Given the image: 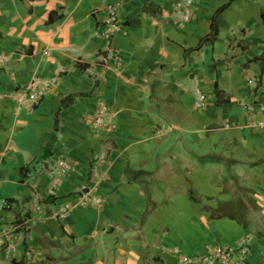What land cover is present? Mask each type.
I'll use <instances>...</instances> for the list:
<instances>
[{"label": "crops", "instance_id": "crops-1", "mask_svg": "<svg viewBox=\"0 0 264 264\" xmlns=\"http://www.w3.org/2000/svg\"><path fill=\"white\" fill-rule=\"evenodd\" d=\"M185 1L0 0V228L17 236L0 264H178L174 247L242 242L241 264H264V116L242 106L264 103V0H192L188 22ZM32 78L55 84L19 102ZM83 191L103 202L58 218Z\"/></svg>", "mask_w": 264, "mask_h": 264}, {"label": "built area", "instance_id": "built-area-1", "mask_svg": "<svg viewBox=\"0 0 264 264\" xmlns=\"http://www.w3.org/2000/svg\"><path fill=\"white\" fill-rule=\"evenodd\" d=\"M192 0L185 1V7L181 19L184 22H188L192 19L193 10L191 8ZM119 5L114 2H108L102 9L105 13L102 23L104 26V32L110 33L112 29L117 28L120 22L119 16ZM6 56L0 52V66ZM55 82L53 80L40 81L38 78H32V80L25 85L24 88L17 91L16 99L21 102L24 98L25 92L27 93V98L31 101L37 102L39 99L45 97V95L51 90ZM194 91L196 95L195 105L198 108H203L206 105V96L203 93L199 80L194 78ZM245 109L256 108L264 116V103H254V104H243ZM108 112V106L105 103H100L96 114L94 115L92 124L93 126H99L105 123V116ZM257 125L264 128V117L257 122ZM102 154H96L94 157L95 164L92 168V175L94 178L99 177V171L97 166L98 158L101 160ZM72 165L69 161L65 159L57 160V173L58 176H64L69 171L72 170ZM52 193V190L49 191ZM78 202L72 203L70 201H62L57 206V217L64 219L74 208L75 204L86 207V206H99L103 202V199L95 194H89L88 191H83L78 196ZM3 206L10 207L11 205L7 201L3 202ZM33 211H42V205L38 201L33 203ZM23 229H28V224L20 225ZM0 248L3 252L4 257L14 258L16 256L17 250V236L14 233V228L12 227H1L0 228ZM248 244L245 242L239 243L237 245L230 244H215L206 253L200 255H187L180 251L178 247H174L173 253L177 256L178 264H241L243 263L247 253ZM29 256V253H26Z\"/></svg>", "mask_w": 264, "mask_h": 264}, {"label": "trees", "instance_id": "trees-1", "mask_svg": "<svg viewBox=\"0 0 264 264\" xmlns=\"http://www.w3.org/2000/svg\"><path fill=\"white\" fill-rule=\"evenodd\" d=\"M228 5V3H225L223 5H221L215 12L214 14L212 15V18H211V24H210V28H211V31L210 33L202 38L199 43H198V47L201 46L204 42L206 41H209V40H214L215 37H216V34H217V26H216V17L217 15L220 13V11H222L226 6ZM263 18H264V13H263ZM258 59H261L262 63L264 62V51L262 52V54L258 57ZM218 93V91H217ZM227 100V99H225ZM55 136H53V139H54Z\"/></svg>", "mask_w": 264, "mask_h": 264}, {"label": "clouds", "instance_id": "clouds-1", "mask_svg": "<svg viewBox=\"0 0 264 264\" xmlns=\"http://www.w3.org/2000/svg\"><path fill=\"white\" fill-rule=\"evenodd\" d=\"M10 204V203H9ZM11 207V206H10ZM10 207H5V208H10Z\"/></svg>", "mask_w": 264, "mask_h": 264}, {"label": "rangeland", "instance_id": "rangeland-1", "mask_svg": "<svg viewBox=\"0 0 264 264\" xmlns=\"http://www.w3.org/2000/svg\"><path fill=\"white\" fill-rule=\"evenodd\" d=\"M209 160V159H208Z\"/></svg>", "mask_w": 264, "mask_h": 264}]
</instances>
